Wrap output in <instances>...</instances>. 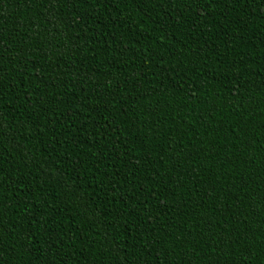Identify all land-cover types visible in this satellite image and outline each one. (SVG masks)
<instances>
[{"label":"trees","instance_id":"trees-1","mask_svg":"<svg viewBox=\"0 0 264 264\" xmlns=\"http://www.w3.org/2000/svg\"><path fill=\"white\" fill-rule=\"evenodd\" d=\"M0 264H264V0H0Z\"/></svg>","mask_w":264,"mask_h":264}]
</instances>
